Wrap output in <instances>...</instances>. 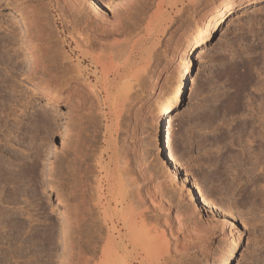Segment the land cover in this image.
Masks as SVG:
<instances>
[{"label":"rangeland","instance_id":"obj_1","mask_svg":"<svg viewBox=\"0 0 264 264\" xmlns=\"http://www.w3.org/2000/svg\"><path fill=\"white\" fill-rule=\"evenodd\" d=\"M70 1L0 0V21L4 25L2 31L6 38L4 40L1 33L0 43L5 49L1 48V52L5 54H1L4 63L0 66V74L6 79L7 69L11 65L18 68L19 87L15 94L17 97L24 96V102L27 101L23 113L31 119L36 115L46 118L52 124L48 132L47 129L36 134L29 132L27 143L23 145L26 150H21L22 146L19 147L17 140L22 137V133L12 138L15 145H0V173L3 174H0V264H63L60 260L62 249L59 247V237L62 231H67L64 229H72L73 232L102 230L103 234L107 230L100 214L102 210L97 207L85 219L79 217L77 206L80 202L74 191V180L67 175V168L59 173L53 168L56 165L55 155L64 157L66 154L62 146L65 139L69 145L76 144L80 138H83V143L89 140L92 134L91 121L93 118L99 121L103 113L109 110L106 107L108 93L111 92V105L118 109L119 98L124 93L112 83L107 86L116 76L117 66L120 65L118 59L106 61L111 53V48L106 45L112 39L105 34L102 36L96 24L94 27L90 18L94 12L88 0ZM74 1H77L82 12L71 5ZM96 1L102 13L110 18L115 16V11L120 8L119 3H122V0ZM188 3L186 1L182 8L179 6L181 10L174 14L172 25L169 22L164 25L168 29H158L149 38L145 37L147 20H144L145 23L141 20L145 15L138 18L135 14L136 17L125 19L128 30L131 33L134 32L132 29L138 32L130 34L132 39L145 37L138 48L143 50L137 58L141 62L134 64L140 68L135 67L132 72L144 71L143 65L147 64L148 74L143 72L139 81H133L134 88L130 90L129 96L131 101H127L131 104L128 103L129 107L127 105L124 108L128 110L124 113L130 114L124 116L127 118L122 117L126 120L121 119L119 125L114 120V128L109 130L106 127L113 121L101 122L98 129L99 150L110 145L108 155L112 154L113 148L121 151L129 142L133 144L135 138L131 136L136 133L137 138L143 141L147 164L154 167L163 163L170 165L172 170L179 169L173 188L177 190L183 187L193 192L191 195L195 204L203 210L206 221L216 218L219 223L218 235L205 239L202 250L194 249L189 260L186 259L184 263L172 260L175 262L172 264H264V143L260 139L264 135V0H193ZM224 6L227 12H219L214 16L215 11L224 9ZM27 15L38 19L37 25L43 32L42 47H46L47 76L53 81V77H56L55 80L60 78L59 87L53 84L55 100L47 98L38 90L33 93L35 87L23 73L29 67L28 54L21 44L26 34L24 20ZM9 30H12L11 33ZM8 37L12 41L9 42ZM128 38L131 39L129 35ZM11 50L18 57L13 63L9 59L13 53ZM106 50L108 53H103ZM99 57L103 58L104 63L98 60ZM69 65L73 66L71 68H74L75 73L79 70L80 78L78 73H73L77 79L71 78L66 69ZM101 68H105L104 71ZM78 81L95 85L96 91H101L97 93L100 94L104 109L97 110L96 107L92 108L90 102L81 100L75 85L84 86V83L81 85ZM61 95L70 96V101L59 98ZM45 104L49 105V109L43 108ZM34 123L31 120L29 124L32 130ZM118 127L121 129L118 130ZM68 132L70 138L67 137ZM30 142L32 147L28 145ZM41 142L45 145L44 152L39 170L34 174L32 170L19 166L18 158L21 160L28 154L35 157ZM78 143H82V140ZM252 146L255 153L253 162L246 166L245 150ZM71 161L72 156H66L64 167ZM90 162L93 165L91 183L96 187L95 182L103 172H99L100 168L95 166L94 159ZM4 176L9 180H4ZM33 176L35 179L30 180ZM95 187L91 191L97 194ZM214 189H217V193L213 192ZM254 202H258L256 207L260 209L256 217L251 215ZM39 206H42V210L38 209ZM230 206L233 211L229 209ZM214 209H220L221 213H212ZM252 216L256 219H252ZM64 221H68L69 225L65 223L67 227L62 229ZM225 221L228 224L222 226ZM230 227L232 234L228 235ZM223 233L227 234L226 240L222 238ZM64 241L62 239L61 243L66 244Z\"/></svg>","mask_w":264,"mask_h":264},{"label":"bare ground","instance_id":"obj_2","mask_svg":"<svg viewBox=\"0 0 264 264\" xmlns=\"http://www.w3.org/2000/svg\"><path fill=\"white\" fill-rule=\"evenodd\" d=\"M88 1L91 4L90 6H92L91 8H93L92 10L94 12V15L90 17L94 23L93 24L94 27L97 26L96 28H98L103 33L101 34L102 36L105 34V36L112 39L111 40L112 42L109 41L110 42L108 43L109 45H106L107 47L111 48L110 55L109 56L106 55L107 56L106 61L108 59L109 61H113V60L116 61L118 59V61L120 62V65L117 66L118 70H116L117 71L116 76L114 77V79L111 78L113 80H111L107 84V86L112 83L111 85H113L119 91H124V93L122 95L120 94L121 98H119L120 100L118 101L120 107L118 106L119 107L118 109L115 106L113 107L111 105V101H110L111 92L108 93L105 89V91L108 93L107 98H106V100L108 101V104L106 105V107L109 110L106 113H103L102 115L103 118H99V121H97V118H93V120L91 121V127H92L91 133L92 134H90L89 140L86 143L85 142L83 143V138H80V140H82V143H78L80 142V140L78 139L76 144L69 145L67 143V140L65 139V142L62 145L63 150H65L64 152H66L65 156L60 157L59 154L55 155L56 165H53L54 171L59 173V172H63L64 168H67L68 169L67 175L74 180L73 184H75L74 187H76L74 191L77 193V197L80 202L79 205L77 206L79 210L77 211V213L79 212L78 213L79 217L82 216V218L85 219L86 215L92 214L91 211H93L94 208L97 207V209L99 208L102 210L100 214L102 215V220L104 224L106 225V229H107L104 234L102 233V230H99L101 227L98 229L99 231L95 230L94 232L93 231L92 232L91 231L89 232L74 231L73 232L71 231L72 229L70 230L66 228L67 225L65 223L68 224V221L67 222L64 221V224L62 222L63 225L61 224L62 225L61 228L63 229L65 227L66 229L64 230H67V231H62L59 237L60 238L59 247L60 249H62L60 260L61 262H63V264H172V263H175L173 262L174 260L184 263L186 259L191 258L190 256H192L194 249L196 251L202 250L203 244H204L203 242L205 241V239L208 240L218 235L217 232L219 230L217 231V228L219 229V227L217 226L219 223L217 222V220H215L216 218L214 220L212 219V220L206 221L202 215L203 210L198 208L197 205L195 204L193 196L191 195V193L193 192H190L189 190L184 189L182 186H181L182 188L178 187L177 190L173 188L174 183L176 182L177 174H178L177 171H179V169L175 168L174 170H172L170 165L162 163L160 166L158 165L159 170L157 171L158 169L157 165L156 166L154 165V167H151L150 165H148L149 163L147 164V161H148V160L146 161L147 156L144 157L145 155L144 149H143L144 147L142 145L143 141L141 142L140 139L137 138L136 133L132 134L133 136H131L132 138H135L132 141L133 144H130L129 142L128 145H124L125 148L124 147L122 148L121 146L122 148L121 151H118L116 148H113L112 154L108 155L109 149L111 148L110 145L109 147L105 149L99 150L98 143L100 139L99 138L100 132L98 129L101 127L100 126L101 122H103L104 120L108 122L113 121V123L108 124L106 127V130H109L110 128L113 127L114 120H116L115 123L119 125L121 123L120 120L122 119V117H124L127 114H130V112H127L125 114L124 111L127 109L124 110V108L127 107L128 103H130L131 101V99H129V96H131L130 90L134 88V87L132 88V86H134L133 81L134 80L139 81L141 79V75L143 74V72L144 73L146 72L147 64H144V62H142L144 64L143 66H145V70L142 67L144 71L140 72V70L135 69L136 70L135 73L134 71L132 72V70L135 67L140 68L138 65L135 66L134 64L141 62V61L138 62L137 58L139 57L140 53L143 51L142 49H138L142 40L145 37L146 38L151 37L153 32H155L158 29H160V31H162L164 28H165L164 31L168 29V26L164 27V25H166L168 22L170 23V25H172V23L175 21L174 14L177 11L181 10V8L185 5L186 1L190 3V2H193V0H122V1L120 0L122 2V3H119L120 8L118 7L119 9L115 11L116 13L115 16L111 18L107 14H104V12L102 13L101 9L98 8L99 5L97 4L96 0H88ZM76 2L74 1L73 4L71 3V5H74L73 7L79 12L81 9H80V6ZM116 3L118 4V2ZM179 6H181V8ZM80 12H82V10ZM215 12L216 13H214L215 14L214 16H216L219 12H222V14H225L227 12V7L224 6V9L222 8L220 11L216 10ZM31 14L34 15V13H31ZM135 14L138 15V16L136 15L138 18H140V16L142 15L146 16V17L144 16L145 18H141V20L142 21L147 20V23H148L147 34L145 37L139 36L138 38L132 39L131 37L132 35L130 34H135L138 32H135V30L132 29V31L134 32L131 33L126 27L127 20L125 21V19L129 18V16L131 18L136 17ZM29 15L25 16L24 26L26 28L24 27L23 28L26 29L24 31L26 34L25 36L23 35L24 38L22 37L23 41L21 42L24 50L28 54L27 58L29 62L28 63L29 67L26 72H23V71L22 72L27 76L30 83L35 87V89H33L34 91L33 93H36L35 90H38L41 93H44L47 98H50L51 100H55L54 98L56 95H54L52 92H53V88L55 84L56 86L58 85V87L60 86V78H58L59 81L56 79L57 80L56 82L55 80L56 77H53L54 78V81H53L50 76H47L49 73L47 74L46 73L47 71H45L48 67L46 68L47 65L45 61L46 47L43 48L44 46L42 45V41L44 37V36L42 37L43 32L42 30L39 29V26L37 25L38 19L36 20L35 17H33V15L32 16H29ZM22 19H24L23 16H22ZM87 21H90V20H87ZM143 23H145V21ZM3 26L4 25H2L0 21V35L2 33L4 40H5L6 38L2 31ZM132 28H134V26ZM92 29L90 30L93 31ZM98 29L97 31H99ZM77 32L78 31H76V33ZM86 35L88 36V34ZM128 35L130 36L131 39L128 38ZM136 35H134L133 37H136ZM77 36L80 37L79 35ZM120 37H122L123 39H121ZM10 38H9V42L12 41L10 40ZM108 38L106 39L109 40ZM98 42H102V41H97V43ZM1 46L2 45L0 43V66L2 65V62L4 61V59L1 58L3 55L2 53L4 52H1V51L5 50ZM107 50L106 52H103V53H108ZM11 52L13 51L11 50ZM15 55L16 54H14L13 52L9 56V59L11 61L10 63L17 61L16 60L17 56ZM124 56L125 58L124 60H122ZM100 57L98 59V60L101 59L100 61H102L103 58H105L104 55L102 56L103 58H100ZM120 60L123 61L122 65H121ZM11 66L9 67L10 69H7L8 76L6 79L4 77L2 78V75L0 74V145L2 146L3 145H6V146L15 145L16 143L12 141L13 140L12 138L16 136L17 134L22 133V137L17 138V140L19 142V147L22 146L20 147L21 150L22 149L26 150L23 148L25 147L23 145L27 143L28 133L29 132L34 133V134L40 133L42 129H47V132H48V130H51L52 124L50 125V121L48 123V120L46 118H38L36 117L37 116L36 115L33 117V119H31V117L29 118L23 113V110H24L25 105L27 104L26 103L27 101L24 102L25 100L24 96L17 97L15 94L17 92V86H18L17 74L19 72L17 70L18 68L15 69L13 66L12 67ZM103 66H105V64L102 65V67ZM71 67L69 65V67L66 68L68 71V74H71L72 76L71 78L77 79L78 78V77L76 78L77 75L76 76L74 75L77 74L79 70L76 71L77 73H75L74 72L75 70H73L74 68L72 69ZM101 69L102 71H104L105 68H101ZM106 72H108V70H106ZM131 72L133 74H131ZM73 73L75 74L73 75ZM79 74L80 72L78 73V76ZM7 81H10V82L7 83V85H4ZM103 84L105 83L103 82ZM75 86L74 87L76 88V90L79 91L78 96L82 98L81 100H83V102H90L92 104V108L96 107L97 110L105 108L104 104L102 103L100 94L98 95L97 93L99 90L96 91L94 87L95 85L91 86L89 83H84V86L83 85L82 86L75 85ZM112 90L113 88H111V91ZM137 92H134V93H137ZM61 96L59 98H62L64 101H67V102L70 101V96L69 97L64 96V95H61ZM128 100L130 101L127 102ZM46 104L43 105L44 106L43 108L49 109L48 108L49 105H46ZM124 118H127V117H124ZM31 120L35 121V123L33 124L34 126L33 130L29 126ZM130 128L132 129V126ZM119 129H121V127H118V130ZM133 129L136 130L135 127ZM128 131H132V130H128ZM50 133L51 131L49 132V135ZM129 133L130 132H128V134ZM118 134H119V131H118ZM67 135H68L67 137L70 138L69 132ZM81 136L82 135H80V137ZM262 136H261L262 138L260 139H262L263 141L262 140L261 141L264 143V135ZM28 145L32 147V142H30ZM43 146H45L43 142H41L37 146L35 157H32V155H29V154L27 155V157H24L21 160H19L20 158L19 157L18 165L23 168L26 167V169L28 170L30 169L32 170V172H35L34 174H37V171L39 170V166L41 165V160H42L41 158L44 152ZM252 148L253 146L245 150L244 165L246 166L252 164L253 162L252 158H253V155H255V153L253 152L254 150L252 151ZM66 156H69V157L72 156V161L69 163L68 166L64 167L63 163H64V159ZM92 159L95 160V166L100 168L99 172L100 173L103 172V174L100 175V177H98L97 180L95 179L96 187L91 183L90 175L93 172V169H92L93 165L90 161ZM259 163H261V161ZM33 178L35 179V176L31 177L30 180H32ZM6 179L9 180L7 176H4V180ZM211 181L213 180L211 179ZM153 182H155V184H152ZM185 182L186 181L182 183L185 184ZM8 183H11V181H9ZM92 187H95L97 189V194L92 193L94 192V190L91 191ZM213 192L217 193V189H214ZM176 198H178V202H176L177 201ZM254 203L255 204H254V208L251 211V215H255V214L257 215V211L260 210L259 208H257L258 206L256 207V205H258V202H254ZM232 206H230V208L228 207L229 209H231V211H233ZM38 209L42 210V206H39ZM212 213L219 214L221 213V210L214 209ZM255 217L252 216V219ZM227 224H228L227 221H225V222H222L221 225L226 226ZM230 233L232 234L231 227H230V231L228 235ZM221 235H222V238L226 240L227 234L223 233ZM61 238L65 239L64 242H66V244L61 243V240H62ZM85 240L87 242H85Z\"/></svg>","mask_w":264,"mask_h":264}]
</instances>
